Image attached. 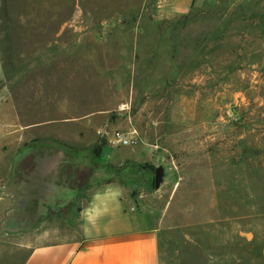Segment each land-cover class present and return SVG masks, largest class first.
I'll return each mask as SVG.
<instances>
[{
  "label": "rangeland",
  "instance_id": "rangeland-1",
  "mask_svg": "<svg viewBox=\"0 0 264 264\" xmlns=\"http://www.w3.org/2000/svg\"><path fill=\"white\" fill-rule=\"evenodd\" d=\"M95 171L173 263L227 232L263 264L264 0H0V264L77 229Z\"/></svg>",
  "mask_w": 264,
  "mask_h": 264
},
{
  "label": "crops",
  "instance_id": "crops-1",
  "mask_svg": "<svg viewBox=\"0 0 264 264\" xmlns=\"http://www.w3.org/2000/svg\"><path fill=\"white\" fill-rule=\"evenodd\" d=\"M72 155L71 163L79 167L84 157ZM92 176L85 190L98 192L71 205L77 207L78 228L61 240L33 247L23 264H175L169 247L159 248L157 223L124 209L126 200L119 184L97 171ZM66 191H76L75 200L81 189L67 185ZM234 236L226 232L221 238L225 242L220 239L215 247L198 244L193 264H245L244 248L233 243ZM237 236L245 240L243 233ZM260 253L264 264V240Z\"/></svg>",
  "mask_w": 264,
  "mask_h": 264
},
{
  "label": "built area",
  "instance_id": "built-area-1",
  "mask_svg": "<svg viewBox=\"0 0 264 264\" xmlns=\"http://www.w3.org/2000/svg\"><path fill=\"white\" fill-rule=\"evenodd\" d=\"M134 143L135 142L131 134L124 133L121 131H113L111 134L108 135L107 139V144L112 148L129 147L132 146Z\"/></svg>",
  "mask_w": 264,
  "mask_h": 264
}]
</instances>
